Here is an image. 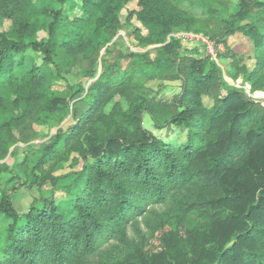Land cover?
<instances>
[{
  "label": "trees",
  "instance_id": "1",
  "mask_svg": "<svg viewBox=\"0 0 264 264\" xmlns=\"http://www.w3.org/2000/svg\"><path fill=\"white\" fill-rule=\"evenodd\" d=\"M59 1L69 8L44 3L27 15L48 29V41L27 42L12 32L0 33V98L13 91L29 99L28 91L42 79L32 54L58 66L56 57L65 41H75L86 29L92 33L91 45L100 49L106 41L101 29L118 22L134 0H86L84 14L71 22L67 17L73 0ZM138 7L135 17L147 33L138 28L137 38L145 46L154 45L156 54L126 56L134 63L131 78L142 74L182 80V92L171 103L143 104L142 111L116 104L97 116L90 107L81 118L75 108L73 118L90 127L83 164L65 185L64 175L47 169L50 160L60 162L63 152L76 149L66 146L82 129L78 126L72 136L74 130L59 131L38 150L29 178L2 189L0 213L9 223L0 230V264H76L101 252L154 207L169 203L179 204L189 217L198 215V224L191 218L186 230L170 227L159 235L156 248H138L113 264H264V100L230 85L217 62L188 54L171 35L183 26L212 37L216 32L248 35L257 59L248 81L252 92L264 91V1L240 0L233 13L225 0H138ZM18 10H10L15 27L26 24ZM249 18L253 22L239 24ZM123 82L113 92L128 94L129 83ZM92 97L85 95L82 101L92 103ZM39 100L44 104L50 96ZM159 111L168 119H157ZM142 112L150 113L159 129H186L187 140L176 144L158 137L144 125ZM7 126H0L2 154L17 141ZM47 184L50 194L44 190ZM21 187L38 190L24 212L14 203ZM64 188L68 198L63 204ZM192 194L199 202L178 200Z\"/></svg>",
  "mask_w": 264,
  "mask_h": 264
},
{
  "label": "rangeland",
  "instance_id": "2",
  "mask_svg": "<svg viewBox=\"0 0 264 264\" xmlns=\"http://www.w3.org/2000/svg\"><path fill=\"white\" fill-rule=\"evenodd\" d=\"M225 1L231 12L240 2V0ZM73 2V7L68 9L69 22L81 17L85 11L83 6L86 0H73ZM44 3L53 4L55 8L63 6L59 0H0V33L12 32L14 36H21L27 42L48 41V29L38 27L27 18L30 10L34 11L42 7ZM65 6L69 8V3L63 7ZM11 9L15 13H18L20 9V13L26 18V24L15 27V16L11 15ZM138 9V0L132 1L120 12L118 22L101 29V35L105 34L106 41L100 49L91 45L92 33L91 30L86 29L83 33L79 32L75 41L69 42V39L65 41L60 54L56 57L58 66L46 64L42 55L32 54L36 57L33 61L42 69L40 72L42 79L28 91L29 99L24 100L13 91H7L0 98V126L7 124V129L17 139L5 154L0 152V199L3 188L12 186L20 179L29 178L34 159L39 155L38 150L44 142H49L59 131L68 134L74 130L70 135L72 136L79 126L82 132H78L73 138L75 140L66 146V148L76 149L69 155L63 152L60 155V157L63 156L60 162L52 159L46 164L47 169L51 170L55 176H65L63 185L73 181L75 178L73 172L83 164L82 153L87 149L88 131H90L88 123H84L83 120L78 122L73 118L75 108L78 110V117L86 113L90 107L95 109L96 116L108 114L116 104H120L124 110L138 108V111H142L143 104L171 103L169 100L182 92V80L154 78L142 74H135L131 78L134 63L126 56L134 52L146 51H151L152 57L156 54L153 51L154 45L145 46L137 38L138 28L142 29L143 35L147 33L135 17ZM246 22H253V20L249 18L240 21L239 24ZM217 26L216 29L219 28ZM171 35L181 40L182 50L188 54L199 57L208 56L217 62L230 85L244 88L252 98L264 100V91L252 92L248 81V73L255 69L257 63L253 40L248 35L242 32L234 35L216 32V36L212 37L210 34L198 32L186 26L176 28ZM100 78L106 81L100 82V87L92 88L94 82ZM122 79L125 80L123 83H129L130 92L126 95L113 92L115 86H120L119 80ZM80 86L84 89V94L81 93ZM47 93L50 100L42 104L39 99L41 96L48 95ZM91 94L93 95L92 103L82 101L83 96ZM34 96L37 97L34 98ZM205 98L207 102L211 100L209 97ZM97 99L101 101L100 104ZM262 107L264 108V102ZM171 110L174 111V108L171 107ZM142 115L144 125L158 137L176 144L187 140L186 129L175 125L159 129L150 113L142 112ZM157 119L165 121L168 115L159 111ZM35 190L37 189L29 190L27 187H21L15 192L14 203L19 211L24 212L28 209ZM44 190L46 194H50L51 185L44 186ZM36 193L38 194V190ZM60 197L64 204L68 198V190L62 189ZM180 198H184L187 202H199L193 194L191 197H178V200ZM195 215L190 217L185 215L180 205L175 203L156 206L145 217H140L138 222L135 220L127 226L125 232L104 246L101 252L81 259L76 264H113L138 248L148 249L151 246L156 248L159 235L166 229L173 227L178 231L186 230L191 218L198 224V215ZM8 223L9 221L0 213V230L4 229Z\"/></svg>",
  "mask_w": 264,
  "mask_h": 264
}]
</instances>
